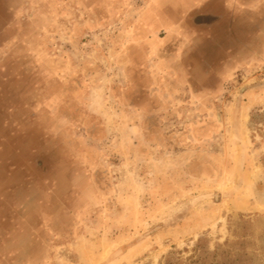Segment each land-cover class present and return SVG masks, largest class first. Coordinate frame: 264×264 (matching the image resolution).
I'll return each instance as SVG.
<instances>
[{"label": "rangeland", "instance_id": "374dc122", "mask_svg": "<svg viewBox=\"0 0 264 264\" xmlns=\"http://www.w3.org/2000/svg\"><path fill=\"white\" fill-rule=\"evenodd\" d=\"M0 264H264V0H0Z\"/></svg>", "mask_w": 264, "mask_h": 264}]
</instances>
